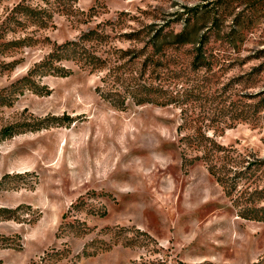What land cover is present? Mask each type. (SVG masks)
<instances>
[{"label":"rangeland","instance_id":"rangeland-1","mask_svg":"<svg viewBox=\"0 0 264 264\" xmlns=\"http://www.w3.org/2000/svg\"><path fill=\"white\" fill-rule=\"evenodd\" d=\"M20 5L50 8L47 25ZM93 28L109 35L100 50L113 65L145 58L122 51H158L148 75L178 72L163 85L195 99L118 108L96 90L108 69L71 60L66 76L34 78L42 93L13 92L0 103V261L264 264V221L239 216L208 170L238 173L233 196L264 195V0H0V96ZM199 47L208 66L195 68ZM204 137L222 148L207 152Z\"/></svg>","mask_w":264,"mask_h":264},{"label":"trees","instance_id":"trees-1","mask_svg":"<svg viewBox=\"0 0 264 264\" xmlns=\"http://www.w3.org/2000/svg\"><path fill=\"white\" fill-rule=\"evenodd\" d=\"M49 3L50 7L52 2H59L62 0H44ZM59 5L64 6L65 4L60 3ZM31 7H26L20 5L18 7V14L27 15L26 17L30 21L36 22L40 26H45L48 23L49 17H51L50 8H35L30 9ZM64 9V8H63ZM29 13H31L29 17ZM155 38V36L153 37ZM109 35L99 28H93L84 32L79 38L68 40L64 43L57 44V46L50 52V54L41 62L36 63L34 67L29 71L28 75L18 80V82L13 83V90L9 95L0 96V103L9 101V96L13 92L23 89V88H32L38 93H42V90L38 88L37 83H35L34 78L36 76L43 75H58L66 76L72 71L70 68L66 67L63 61H74L85 69H89L91 72L103 71L108 69L106 75L101 77V84L97 85L96 90L101 95L102 98L109 101L111 104L118 108H125L127 106L128 98H132L133 101L137 104L142 103H154L157 105H174L176 107H183L189 101L195 99V93H191L189 90L186 93L176 91L173 88L164 86V81L167 79L174 78L179 76L178 72L173 75L163 77L154 76L152 74L148 75L149 66L154 63L155 65L161 64L159 60H154L155 56L158 54V51L149 52L147 50H137L134 52H129L128 50L122 51L121 57L133 54V59H139L142 56H145L140 67L130 68L126 63H121L119 65H113L110 61L111 57L109 55V50L103 49L101 52L100 48H103L104 43L108 42ZM153 44L152 46H154ZM107 52V53H105ZM204 52L201 48H197V54L194 59L195 68H201L208 66V63L204 61ZM104 84V85H103ZM8 98V99H7ZM7 100V101H6ZM185 108H182L184 113ZM183 118L184 114L182 115ZM183 124L179 126V130L182 128ZM14 131L6 130L3 131L2 138L12 136ZM200 134V133H199ZM191 135L186 139L189 145L195 144L196 141H199L198 144L202 142V136L205 135ZM206 140L211 142L209 145H205L208 149L207 152L215 150H220L221 145L215 143L210 137H204ZM184 140V138H181ZM209 142V143H210ZM195 149V148H194ZM210 158V153H205V155L200 156L196 155L192 158L184 157V161L191 164L194 160L204 161ZM223 168L218 165L217 162L208 163L209 172L216 178V180L223 186L226 195L231 197L233 205L237 208L238 215L257 221H264V205L260 204L264 199L263 190L255 189L252 192L241 193L240 195L233 196V191L237 189V181L239 175L230 177L229 175L221 173ZM249 176V175H247ZM75 209H81V203H73L72 205ZM66 214L64 215V218ZM64 230H68L66 226H63ZM181 264H187L180 262ZM0 264H3L0 261ZM198 264V263H193Z\"/></svg>","mask_w":264,"mask_h":264}]
</instances>
